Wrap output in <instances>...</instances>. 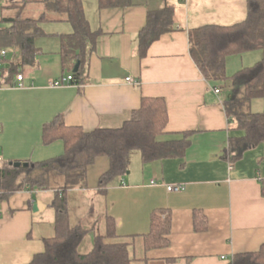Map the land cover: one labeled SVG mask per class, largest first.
<instances>
[{"label": "crops", "instance_id": "0c3cea01", "mask_svg": "<svg viewBox=\"0 0 264 264\" xmlns=\"http://www.w3.org/2000/svg\"><path fill=\"white\" fill-rule=\"evenodd\" d=\"M83 2L92 29L101 31L83 81L51 86L71 75L63 70L59 51L62 35L72 33L73 27L68 22L43 24L46 35L37 39L42 49L38 64L19 72L25 87L14 86L15 76L9 84L0 83L1 159L37 162L62 154V141L43 143L44 124L57 115L68 126L86 130L118 127L140 107L143 97L164 98L169 113L166 132H192L185 155L145 164L140 157L141 166L105 193L99 179L109 160L98 158L88 171V186L69 192L72 225L95 227L104 234L107 216L114 217L117 240L128 243L131 264H230L236 254L258 251L264 244V145L248 150L233 165L223 158L230 137L241 132L230 129L226 85L205 78L189 44L193 28L244 21L248 0H172L175 30L152 43L143 57L139 32L148 12L162 7L163 0H133L126 8L103 10L99 0ZM250 108L264 111V98L252 100ZM62 184L59 179L49 190L18 191L0 201V264H28L45 250V239L56 235L50 202ZM168 184H183L185 190L168 191ZM156 209L171 215L170 243L146 250L144 235ZM197 210L207 218L204 231L195 229ZM93 241L90 232L81 250L90 251Z\"/></svg>", "mask_w": 264, "mask_h": 264}, {"label": "trees", "instance_id": "16d2710c", "mask_svg": "<svg viewBox=\"0 0 264 264\" xmlns=\"http://www.w3.org/2000/svg\"><path fill=\"white\" fill-rule=\"evenodd\" d=\"M171 1L163 0L162 7L148 12L146 24L139 32L140 56H145L162 35L175 30V6ZM132 4L133 0H99L100 10ZM47 22L72 25L73 32L61 37L59 53L63 70L74 77L73 84L83 81L90 53L95 51L101 36V31L92 29L83 0H0V50H9L8 61L1 68V84L11 83L25 66L38 64L42 49L37 39L46 35L43 24ZM189 44L190 54L205 78L215 84L224 83L228 90L224 107L230 129L241 132L230 137L223 153V158L233 165L248 150L264 145V111L255 113L250 108L252 100L264 98V0H248L247 17L240 23L191 29ZM260 50L263 56L254 65L228 73V57ZM168 121L167 103L161 97H143L140 107L131 111L118 127L86 130L68 126L63 116L57 115L44 124L43 143L62 141V154L43 161H28V166H16L14 161L0 158V201L18 191L49 190L57 180L63 181L50 202L55 210L56 235L45 239V250L35 254L28 264L132 263L128 243L117 240L115 218L107 216L104 234L95 227L73 226L68 195L73 189L88 186V171L100 157L109 160L108 169L99 179L103 193L108 187L122 183L130 172L135 151H139L143 164L183 157L191 145L192 132L169 135ZM261 188L264 195V180ZM171 225L170 214L164 209L154 210L150 231L144 235L145 249L168 246ZM207 228V218L197 210L195 229ZM90 232L94 234L93 247L84 252L81 245ZM230 264H264V244L258 251L236 254Z\"/></svg>", "mask_w": 264, "mask_h": 264}, {"label": "built area", "instance_id": "2783aa9c", "mask_svg": "<svg viewBox=\"0 0 264 264\" xmlns=\"http://www.w3.org/2000/svg\"><path fill=\"white\" fill-rule=\"evenodd\" d=\"M8 57H9V50L6 48H3L0 50V75H1V68L4 66V64L8 61ZM16 82L14 84V86H17L19 88H24V75L21 73H18L16 76ZM128 80H130L131 82L135 83V84H139V82L137 80H134L132 78H128ZM75 81L73 75H68L65 77H61L55 81H52L51 86L52 87H60V86H66V85H70L73 84ZM76 85H79L78 83H76ZM215 91L217 93L220 92L219 88H216ZM3 132V128L0 125V135ZM1 158V157H0ZM152 184H156V180H152L151 181ZM167 189L168 191H172V192H180V191H184L185 190V185L183 184H168L167 185Z\"/></svg>", "mask_w": 264, "mask_h": 264}, {"label": "rangeland", "instance_id": "374dc122", "mask_svg": "<svg viewBox=\"0 0 264 264\" xmlns=\"http://www.w3.org/2000/svg\"><path fill=\"white\" fill-rule=\"evenodd\" d=\"M257 52L261 54L260 57H258L255 54ZM262 56H263V51L262 50L256 51V52H250V53L244 54L242 56H240V55L230 56L227 59L228 73L232 74V73L240 70L243 67L252 66ZM140 166H141V164H140V153H139V151H135V152L132 153V156H131V167H130V170L136 169V168H138Z\"/></svg>", "mask_w": 264, "mask_h": 264}, {"label": "water", "instance_id": "95a60500", "mask_svg": "<svg viewBox=\"0 0 264 264\" xmlns=\"http://www.w3.org/2000/svg\"><path fill=\"white\" fill-rule=\"evenodd\" d=\"M78 66H79V63L76 65L75 71L77 70ZM29 164H30L29 162H23V163L22 162H15L16 166H21V165L28 166Z\"/></svg>", "mask_w": 264, "mask_h": 264}]
</instances>
